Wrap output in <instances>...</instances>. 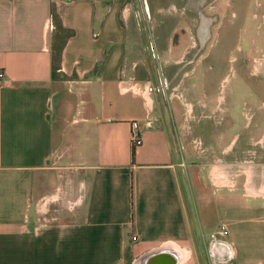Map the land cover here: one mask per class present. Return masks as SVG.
Returning <instances> with one entry per match:
<instances>
[{
    "label": "crops",
    "instance_id": "0c3cea01",
    "mask_svg": "<svg viewBox=\"0 0 264 264\" xmlns=\"http://www.w3.org/2000/svg\"><path fill=\"white\" fill-rule=\"evenodd\" d=\"M125 3L0 0V264H264V131L216 148L178 83L158 104Z\"/></svg>",
    "mask_w": 264,
    "mask_h": 264
},
{
    "label": "rangeland",
    "instance_id": "374dc122",
    "mask_svg": "<svg viewBox=\"0 0 264 264\" xmlns=\"http://www.w3.org/2000/svg\"><path fill=\"white\" fill-rule=\"evenodd\" d=\"M125 4L131 8L127 35L133 57L152 69V86L158 85L161 92L158 104L169 111L168 96H178L171 88L178 83L195 113L203 104L197 127L211 131L204 137L216 148L237 145L251 130L264 131V0H126ZM204 23L205 28L211 25L205 48L200 42ZM184 31L195 46H190ZM172 34L180 48L170 54L164 44ZM211 153L212 159L218 154Z\"/></svg>",
    "mask_w": 264,
    "mask_h": 264
},
{
    "label": "built area",
    "instance_id": "2783aa9c",
    "mask_svg": "<svg viewBox=\"0 0 264 264\" xmlns=\"http://www.w3.org/2000/svg\"><path fill=\"white\" fill-rule=\"evenodd\" d=\"M2 77V72H0V78ZM137 122L136 121H132L131 122V127H132V140L133 143L135 142H140V140L138 139V134H137ZM220 233L221 234H226V228L225 226H222L220 229Z\"/></svg>",
    "mask_w": 264,
    "mask_h": 264
},
{
    "label": "water",
    "instance_id": "95a60500",
    "mask_svg": "<svg viewBox=\"0 0 264 264\" xmlns=\"http://www.w3.org/2000/svg\"><path fill=\"white\" fill-rule=\"evenodd\" d=\"M158 257H166V262L164 264H175L177 261V258L173 255H169V254H155L154 256H152L153 259H156Z\"/></svg>",
    "mask_w": 264,
    "mask_h": 264
},
{
    "label": "trees",
    "instance_id": "16d2710c",
    "mask_svg": "<svg viewBox=\"0 0 264 264\" xmlns=\"http://www.w3.org/2000/svg\"><path fill=\"white\" fill-rule=\"evenodd\" d=\"M56 53H57L56 56H57V58H58V56H59V52H56ZM139 143H140V142H135V143H133V147H132L133 152H134L135 148L139 145Z\"/></svg>",
    "mask_w": 264,
    "mask_h": 264
},
{
    "label": "flooded vegetation",
    "instance_id": "af4514ba",
    "mask_svg": "<svg viewBox=\"0 0 264 264\" xmlns=\"http://www.w3.org/2000/svg\"><path fill=\"white\" fill-rule=\"evenodd\" d=\"M205 25V24H204ZM204 25H203V28H204ZM202 34V33H201Z\"/></svg>",
    "mask_w": 264,
    "mask_h": 264
}]
</instances>
